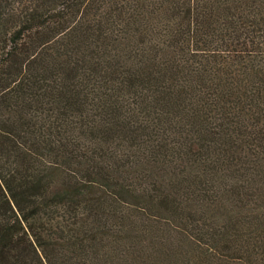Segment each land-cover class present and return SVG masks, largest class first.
<instances>
[{
	"label": "trees",
	"instance_id": "1",
	"mask_svg": "<svg viewBox=\"0 0 264 264\" xmlns=\"http://www.w3.org/2000/svg\"><path fill=\"white\" fill-rule=\"evenodd\" d=\"M0 264H264V0H0Z\"/></svg>",
	"mask_w": 264,
	"mask_h": 264
}]
</instances>
